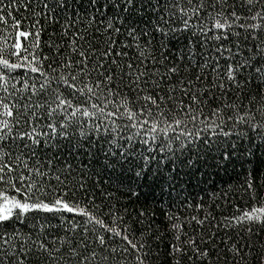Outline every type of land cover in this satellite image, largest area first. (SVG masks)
<instances>
[{"label": "snow or ice", "instance_id": "1", "mask_svg": "<svg viewBox=\"0 0 264 264\" xmlns=\"http://www.w3.org/2000/svg\"><path fill=\"white\" fill-rule=\"evenodd\" d=\"M0 264H264V0H0Z\"/></svg>", "mask_w": 264, "mask_h": 264}, {"label": "trees", "instance_id": "2", "mask_svg": "<svg viewBox=\"0 0 264 264\" xmlns=\"http://www.w3.org/2000/svg\"><path fill=\"white\" fill-rule=\"evenodd\" d=\"M236 179V177L233 175V176H231V177H229V176H224L223 178H221V179H219L218 180V183L220 184V185H227L228 183H230V182H233L234 180ZM212 189H211V186L209 187V191H211ZM147 189H144V190H142L141 191V196L143 197L144 195H145V193H147ZM202 195H203V193H201ZM153 196L155 197V202L157 203V213H158V222H159V204H160V202L163 200V199H166L167 197L165 196V197H161L160 196V193H159V190L157 189V191L153 194V195H149L148 196V200H147V202L148 203H153L154 201H153Z\"/></svg>", "mask_w": 264, "mask_h": 264}]
</instances>
